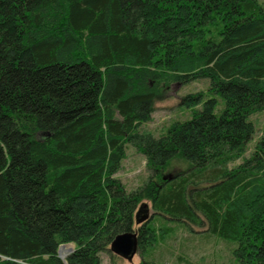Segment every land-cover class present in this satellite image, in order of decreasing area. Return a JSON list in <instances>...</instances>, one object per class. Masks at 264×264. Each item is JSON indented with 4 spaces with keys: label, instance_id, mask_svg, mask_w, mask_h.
Instances as JSON below:
<instances>
[{
    "label": "trees",
    "instance_id": "trees-1",
    "mask_svg": "<svg viewBox=\"0 0 264 264\" xmlns=\"http://www.w3.org/2000/svg\"><path fill=\"white\" fill-rule=\"evenodd\" d=\"M199 79L179 99L190 118L140 131L165 89ZM262 110L258 0H0V264H114L144 200L139 264L193 226L264 264V136L244 156ZM127 144L149 170L131 191L114 176ZM175 159L188 169L164 178Z\"/></svg>",
    "mask_w": 264,
    "mask_h": 264
},
{
    "label": "rangeland",
    "instance_id": "rangeland-1",
    "mask_svg": "<svg viewBox=\"0 0 264 264\" xmlns=\"http://www.w3.org/2000/svg\"><path fill=\"white\" fill-rule=\"evenodd\" d=\"M264 6V0H258ZM209 85L208 79H199L187 84L174 83L164 90V97L155 102V110L149 122L141 125L140 131L150 132L155 137L165 132L172 121H184L192 116L189 108L179 104V99L190 92L205 90ZM200 107V105L198 106ZM223 107V102L215 108L218 114ZM248 119L254 126L252 138L247 143L245 157L250 156L256 143L264 136V110L251 114ZM126 155L121 160L118 171L114 174L126 191H131L142 185L149 175V170L145 164L144 156L139 153L132 145L127 144ZM242 159L230 163V166L237 165ZM188 169V164L182 160L175 159L165 170L164 176H173ZM150 208V215L153 213L151 202L144 200ZM139 208V207H138ZM139 224L134 225L137 229ZM206 226H193V232H189L183 227H178L168 238L162 242L152 253V259L159 264H236L235 259L230 254L228 245L223 240L214 236L204 235ZM74 249V243H70ZM69 251L66 248L61 249L60 258L65 259ZM100 264H111L110 256L107 252L101 253ZM142 260V254L139 249L131 261L114 255V264H139ZM18 264H26L18 262Z\"/></svg>",
    "mask_w": 264,
    "mask_h": 264
},
{
    "label": "water",
    "instance_id": "water-1",
    "mask_svg": "<svg viewBox=\"0 0 264 264\" xmlns=\"http://www.w3.org/2000/svg\"><path fill=\"white\" fill-rule=\"evenodd\" d=\"M166 177L170 178L172 176H164V178ZM149 211L150 208L147 203L143 202L142 204H140L137 212L135 213V223L141 224L142 222L146 221L148 217H150ZM63 248H66L69 253L74 250L73 246L70 243H63L59 245V248L57 250L58 256H60V251ZM109 249L114 254L131 261L138 250L137 230L132 229L130 231H125L115 235L109 245Z\"/></svg>",
    "mask_w": 264,
    "mask_h": 264
}]
</instances>
